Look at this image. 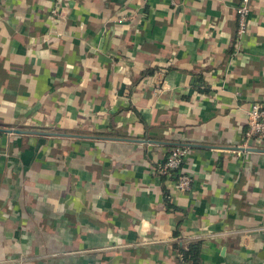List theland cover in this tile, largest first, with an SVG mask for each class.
Masks as SVG:
<instances>
[{"label": "crops", "instance_id": "0c3cea01", "mask_svg": "<svg viewBox=\"0 0 264 264\" xmlns=\"http://www.w3.org/2000/svg\"><path fill=\"white\" fill-rule=\"evenodd\" d=\"M238 1L0 0V264H264V141L234 151L264 0L240 38ZM176 145L186 193L154 174Z\"/></svg>", "mask_w": 264, "mask_h": 264}, {"label": "built area", "instance_id": "2783aa9c", "mask_svg": "<svg viewBox=\"0 0 264 264\" xmlns=\"http://www.w3.org/2000/svg\"><path fill=\"white\" fill-rule=\"evenodd\" d=\"M256 0H239L236 6L237 37L240 38L248 31V17L252 11V5ZM60 0H56L59 4ZM58 7L52 11L55 17ZM264 141V102H256L250 105L246 111V124L244 138L237 147L242 150L257 149V145ZM236 153L244 151L234 150ZM189 148L174 146L168 152L163 162L156 168L154 174L158 177L171 180L174 187L180 192H189L192 184V175L185 169V160Z\"/></svg>", "mask_w": 264, "mask_h": 264}, {"label": "trees", "instance_id": "16d2710c", "mask_svg": "<svg viewBox=\"0 0 264 264\" xmlns=\"http://www.w3.org/2000/svg\"><path fill=\"white\" fill-rule=\"evenodd\" d=\"M0 126H6V125L0 124ZM6 129H8V128H6ZM0 135H2L1 131H0ZM171 149H172V147H171ZM55 159L58 161L61 158H60V156H57ZM165 203L168 207L170 206L168 201H167V195H165ZM177 253H178V257H179L178 258V260H179L178 264H201V258H200L201 242L190 243L186 249H179Z\"/></svg>", "mask_w": 264, "mask_h": 264}, {"label": "water", "instance_id": "95a60500", "mask_svg": "<svg viewBox=\"0 0 264 264\" xmlns=\"http://www.w3.org/2000/svg\"><path fill=\"white\" fill-rule=\"evenodd\" d=\"M6 132L13 133V134L30 133V132H22V131L17 130V129L6 130ZM47 135H54V134H47ZM139 142H141V143H150L149 141H144V140L143 141H139ZM176 146H179V145H176ZM234 150L244 151V152H258V151H261V150H257V149H246V150H242V149H239V148H234Z\"/></svg>", "mask_w": 264, "mask_h": 264}]
</instances>
